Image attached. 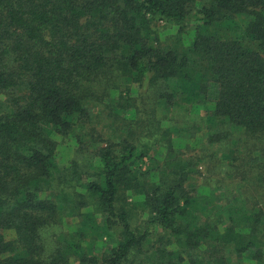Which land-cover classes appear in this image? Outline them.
Listing matches in <instances>:
<instances>
[{
    "label": "trees",
    "instance_id": "trees-1",
    "mask_svg": "<svg viewBox=\"0 0 264 264\" xmlns=\"http://www.w3.org/2000/svg\"><path fill=\"white\" fill-rule=\"evenodd\" d=\"M194 107L203 120L173 122L159 138L98 130L114 129L120 111L134 114L127 131L159 109L190 117ZM189 129L244 147L233 172L254 175L263 203L232 191L197 198V164L172 148L173 132ZM57 136L76 139L64 164ZM161 141L169 153L158 163ZM67 219L77 226L48 254L43 230ZM112 232L110 251L93 255ZM239 256L264 257V0H0V264Z\"/></svg>",
    "mask_w": 264,
    "mask_h": 264
},
{
    "label": "rangeland",
    "instance_id": "rangeland-1",
    "mask_svg": "<svg viewBox=\"0 0 264 264\" xmlns=\"http://www.w3.org/2000/svg\"><path fill=\"white\" fill-rule=\"evenodd\" d=\"M189 27L193 28L194 25H190ZM161 28L164 29L165 25ZM151 102L152 101L148 96L146 101L148 109L152 105ZM119 109L120 108H118L117 111H119ZM120 113L121 116L119 118L124 119H119L116 122L117 124L113 125L114 129L113 127L103 128L99 125L98 130L105 132L107 135L117 136H120L121 134L125 135L129 131H135V136L138 137L137 142L143 141L147 138L153 139V136L159 138L163 130L170 127L173 122L180 123L188 120L190 123H194V121L203 120L204 117V111L199 107L193 108V112L190 117L182 116L177 112H168L166 115V112H164L163 109H159L157 115H155V117L153 116L149 122L142 126V129L132 127L131 130L129 127L130 130L125 131L123 128H128V126L123 125V122L125 120L126 123L132 121L134 114L129 112L126 116L124 111H120ZM146 114L147 113H142L140 116ZM155 119L159 122V128L158 125H152V121H155ZM57 138L61 140V143H63L60 146L59 156L60 160L64 164L67 161V157L73 153L74 148L77 146L76 139L71 136L66 137L65 139H62L60 136H57ZM172 140L174 144V147H172L174 152H177V154L182 156L184 159H192V161L197 164V173L193 175V178L189 181V188L193 189V194L197 195V198L213 196L215 200L220 203L223 201L226 193L232 191L234 194H243L245 197H249L251 201L263 203L256 185H250L254 175L251 174L249 176L241 177V175H237L233 172L234 165L241 162L238 159L236 160L235 156L241 155L244 147L240 146V149L238 148L236 150L235 145L232 144L226 146L219 143H210L207 140L205 133H197L194 129H189V131L173 132ZM168 153L169 150L166 148L165 142L161 141L160 144L155 147V152H153L152 156H154L158 163H161L165 160ZM83 161L84 159H82V162ZM154 162V159L149 160L147 158L145 167H152ZM141 199H143V196L132 195L129 193L126 196L127 202H133ZM145 217L146 215L139 210L134 211L132 215V219L135 224H142ZM76 223L77 220L73 221L71 219H67L65 224L50 225L43 230V238L45 240L48 254L55 249L58 235L63 232L72 231L73 228L77 226ZM100 223L104 224V219H100ZM163 233L164 232L162 231L161 234ZM115 239L116 234L114 232L111 233L110 237L108 235L105 237H98L94 243L96 251L93 252V255H99L103 251H110L109 248ZM141 260V257H137L136 264H139ZM75 264L82 263L77 259L75 260ZM235 264H256V262L249 261L246 258L244 259L239 256L237 261L235 260ZM262 264H264V257Z\"/></svg>",
    "mask_w": 264,
    "mask_h": 264
}]
</instances>
